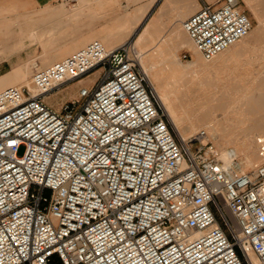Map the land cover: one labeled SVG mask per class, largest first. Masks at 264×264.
<instances>
[{
    "label": "built area",
    "instance_id": "1",
    "mask_svg": "<svg viewBox=\"0 0 264 264\" xmlns=\"http://www.w3.org/2000/svg\"><path fill=\"white\" fill-rule=\"evenodd\" d=\"M182 25L211 60L252 20L221 0ZM204 136L177 135L132 40L36 65L0 91V264H264V163L241 171Z\"/></svg>",
    "mask_w": 264,
    "mask_h": 264
},
{
    "label": "crops",
    "instance_id": "2",
    "mask_svg": "<svg viewBox=\"0 0 264 264\" xmlns=\"http://www.w3.org/2000/svg\"><path fill=\"white\" fill-rule=\"evenodd\" d=\"M220 1L0 0V17H6L0 24L20 33L16 39L9 40L10 46L19 50L0 62H32L29 63L32 69L36 65L42 67L47 61L54 63L95 39L114 48L131 38L135 48L162 61L166 53L161 51L158 55V50L168 48L170 41L179 40L183 21L204 3L219 4ZM183 51L191 56L194 53L189 45L181 48L179 55ZM96 75L93 73L76 82L79 86L63 95L61 101L76 94L81 85L93 84Z\"/></svg>",
    "mask_w": 264,
    "mask_h": 264
},
{
    "label": "rangeland",
    "instance_id": "3",
    "mask_svg": "<svg viewBox=\"0 0 264 264\" xmlns=\"http://www.w3.org/2000/svg\"><path fill=\"white\" fill-rule=\"evenodd\" d=\"M240 2L244 10L252 20V29L250 30V37L248 38V41H250L252 47L234 60L227 59L226 57H223L221 59L213 58L211 60H205L203 56L195 49V46L192 43L193 47L191 48L194 52L193 55L191 56L187 51H183L180 54V58L184 63H186L191 59L193 60L200 56V62L202 63L203 68L201 69V71L200 69L198 70L201 73L199 71H196V69H176V67L174 66H172V68L175 69L171 70L170 67L162 64L160 58H153L150 54L147 55L145 52H142L140 50L143 53V56H149L150 66L152 67L150 76L152 79H154L157 85L158 93L164 94L167 99H176L175 101L172 100V107L177 106L179 109L184 107L185 111L180 109V113H184V115L182 116H184L185 122L179 125L184 132V139L187 140L190 137H194L198 135V133L205 131V136L202 138L203 141H208L219 151L221 149H224L222 150L223 152L226 151V149H232L234 146L233 143L228 142V138L230 136L235 139L241 136L242 133L248 128L247 124L241 123H252L251 120H242L240 118V113L244 109L245 104L237 99L241 97L242 91L245 88L252 85L255 86L262 80L263 74L260 73L264 71V0H240ZM5 19V16L0 17V20ZM258 32L260 35L256 36L258 35ZM131 40L133 42V38L129 39L128 41ZM3 59H6V56L0 57V60ZM20 64L24 63L0 62V78L8 75H13L14 67H17ZM33 72L34 68L31 69V73L27 77L28 81L31 80ZM197 74H201L203 80L211 81L213 85L220 84V87L216 88L213 85H209L207 89L210 94L205 96H197L195 93L185 94L179 82L185 81L186 79L196 76ZM19 84H23L22 81L14 82V84L12 85ZM77 86H79V83L76 84L75 82L69 86L68 90L63 89L58 94L54 95L53 102H51L49 98L47 99V101L50 104L54 105L56 108H59L60 106L57 105L58 102L62 103L66 100L78 97L77 92L73 96L61 101L63 95L74 92ZM263 96L264 95H262V97L260 96V98L264 99ZM256 97H259L258 92L256 93ZM158 98L160 100L159 96ZM216 98L218 100H216ZM218 101H220V103ZM262 101L264 100H261L260 103L257 102L256 104L257 115L264 114V102ZM160 103L163 106L161 100ZM198 113H201L200 115L208 114L210 123H203L197 120L195 116L198 115ZM168 116L172 122L169 114ZM172 126L177 135L181 137L173 122ZM209 129L211 130V132H209ZM20 152H22V149L20 150ZM219 153L222 152L220 151ZM232 158L234 160V163L235 161L238 162L237 158H235L234 156ZM262 163H264L263 155L260 161L255 164V166L247 168L245 171H250L257 165Z\"/></svg>",
    "mask_w": 264,
    "mask_h": 264
},
{
    "label": "bare ground",
    "instance_id": "4",
    "mask_svg": "<svg viewBox=\"0 0 264 264\" xmlns=\"http://www.w3.org/2000/svg\"><path fill=\"white\" fill-rule=\"evenodd\" d=\"M250 1V0H248ZM183 28V25H182ZM252 29V28H251ZM250 33V31H249ZM249 33L243 37L241 40L236 42L235 44L231 45L227 49L221 51L219 54H217L214 59H221L223 57H226L227 59L234 60L237 57H239L241 54H243L245 51H247L249 48L252 47V44L250 41H248ZM259 32L258 35L259 36ZM16 36H20L19 32L12 31V29L6 25L0 24V57L6 56L14 53L15 51H18V48L10 46L9 40H13ZM188 36V37H187ZM179 40L170 41V46L166 49H159L158 55L163 52L166 53L165 57L162 58V64L170 67L171 70L175 69L172 68V66L182 69H196V71H199L198 69L203 68L202 63L200 62V56L190 60L186 63L182 61L179 55V50L183 48L185 45H189L190 47L193 45L195 46L192 39L189 37L186 30L180 29L178 31ZM259 38V37H258ZM16 39V38H15ZM257 39V38H256ZM255 39V40H256ZM252 40V38H251ZM253 42V41H252ZM254 43V42H253ZM137 48V47H136ZM134 47L135 54L137 56V59L139 60L142 68L144 69L145 73L148 76L149 81L151 82L152 86L154 87L155 92L160 97V100L166 109L167 113L170 115L172 122L179 132L180 136L183 137V131L182 128L179 126L181 123L185 122L184 113H180V109L184 110V107L178 108L172 107L171 102L175 101L176 99H167L166 96L162 93H158L157 91V85L154 81V79L151 78L150 72H151V66L149 62V56H143V53L137 48ZM196 49V46H195ZM197 50V49H196ZM162 51V52H161ZM198 51V50H197ZM199 52V51H198ZM200 53V52H199ZM7 57V56H6ZM51 62H45L42 66H47L51 64ZM199 71V72H200ZM31 73V67L29 63L20 64L17 67H14L13 75H8L0 78V91L8 86H12L14 82L22 81L23 84H31V80H27L28 75ZM201 73V72H200ZM263 78L257 85H252L247 88H245L242 91L241 97L237 100L241 101L243 104H245L244 109L240 113V118L242 120H251L252 123H241V124H247L248 128L242 133L241 136L237 138L229 137L228 142L233 143L232 149H226V151H222L224 149H221L220 151L222 153L220 154V157L224 160V162L228 165H231L234 163L233 156L238 159V165L239 169L241 171H245L247 168L255 166L257 162L260 161L262 158V155L264 156V153L260 150L264 148V114L263 115H257L256 114V104L257 102L260 103L261 99L260 96L264 95V71H262ZM259 74V76H260ZM10 76L15 77L11 79ZM82 80V79H81ZM76 81L79 82L80 81ZM257 80V79H256ZM255 80V81H256ZM228 82V81H227ZM182 86V89L184 90L185 94H196L197 96L200 95H209L207 87L209 85H213L211 81H205L203 80V77L201 74H197L196 76H193L189 79H186L185 81L179 82ZM225 85V84H224ZM216 88L220 87V84L213 85ZM259 93V97H256V93ZM264 97V96H263ZM50 101L53 102V96L49 97ZM216 100H218L216 98ZM177 102V101H176ZM220 103V101H218ZM217 102V103H218ZM231 102V101H230ZM264 102V101H262ZM241 103V104H242ZM264 104V103H263ZM262 104V105H263ZM213 105V104H212ZM182 106V105H181ZM216 108V107H215ZM264 109V108H263ZM262 111V110H261ZM209 112V111H208ZM183 113V114H182ZM260 113V112H259ZM201 114V113H200ZM198 115L195 116V118L203 123H210V118L207 115ZM263 122V123H262ZM209 132L211 130L209 129ZM211 134V133H209ZM184 139V137H183ZM222 148V147H221ZM218 150V152H220ZM248 257L252 264H260L257 256L253 252L248 253Z\"/></svg>",
    "mask_w": 264,
    "mask_h": 264
}]
</instances>
